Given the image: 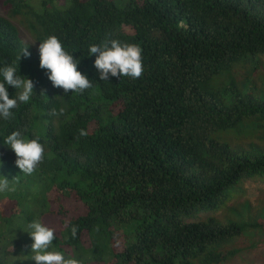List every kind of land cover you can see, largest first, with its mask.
<instances>
[{"label": "trees", "instance_id": "trees-1", "mask_svg": "<svg viewBox=\"0 0 264 264\" xmlns=\"http://www.w3.org/2000/svg\"><path fill=\"white\" fill-rule=\"evenodd\" d=\"M0 9V67L20 55L18 74L35 84L27 104L0 118V178L15 189L0 193L13 203L9 214L0 203V264H35L28 226L57 211L56 195L82 208L67 220L59 209L49 250L82 264H228L239 238L264 233V204L229 206L249 182L264 183V148L229 142L250 131L264 142V100L234 83L210 86L264 57V0H0ZM52 35L91 89L52 85L39 54ZM113 39L142 48L141 78L100 80L88 49ZM13 131L44 146L32 175L4 143Z\"/></svg>", "mask_w": 264, "mask_h": 264}, {"label": "clouds", "instance_id": "clouds-1", "mask_svg": "<svg viewBox=\"0 0 264 264\" xmlns=\"http://www.w3.org/2000/svg\"><path fill=\"white\" fill-rule=\"evenodd\" d=\"M25 57L31 55L27 46L22 49ZM40 67L48 72V79L56 88H62L65 93L82 94L93 87L84 74L77 70L80 61L74 59L67 52L64 45L55 35L49 36L39 44ZM88 54H96L94 66L99 71L100 80L108 81L110 77H130L132 79L141 78L144 74V64L142 59V48L136 44L124 43L113 39L102 45L93 44L88 49ZM5 63L0 67V118L10 120L13 117V109L19 103L27 104L34 93L35 84L31 79L18 74V61ZM17 89L16 96L9 98L7 87ZM65 109L59 111L53 109L52 116H61ZM88 133L81 129L80 135L86 136ZM4 143L14 151L17 159L16 166L24 175H32L45 159V149L40 143L39 137L26 140L20 131H13L4 139ZM2 163V162H0ZM10 181L0 178V193L14 191L10 187ZM33 243L31 245V260L35 264H82L75 258H66L60 251H50L56 239L55 230L45 226L40 220H34L28 226ZM78 227L72 226L70 229L72 238H76Z\"/></svg>", "mask_w": 264, "mask_h": 264}, {"label": "rangeland", "instance_id": "rangeland-1", "mask_svg": "<svg viewBox=\"0 0 264 264\" xmlns=\"http://www.w3.org/2000/svg\"><path fill=\"white\" fill-rule=\"evenodd\" d=\"M1 12V9H0ZM22 31L23 37L30 42L29 37L25 34L24 30ZM261 59V60H260ZM248 65L244 68L237 69L234 67L228 73H223L219 76H216L211 81V88L222 90L229 86L231 83H234L241 91L254 95L262 100H264V57L251 60ZM241 65V64H240ZM255 69V70H254ZM119 107L115 106V111H118ZM251 134H254L253 131L249 133H242L240 138L234 136L230 139V143L232 146H240L245 147L251 142H256L254 144L260 148H264V142L259 140L254 141L252 140ZM245 189L247 193L245 195H241L239 197H235L232 202L230 203V208L238 207L239 203H243L245 201H250L252 205L253 211H259L261 209L262 204H264V183L254 181L249 182ZM60 195H56L55 197L50 198L51 206H54L55 202L56 205L60 207L55 211V208H51L53 213H49L41 219V222L52 229H57L61 224L64 222L63 220L59 221L60 211L61 209L64 212V219L67 220L72 216L77 215L80 213V208L82 205L75 201L72 202L68 198L62 199L59 197ZM5 202V209H3L4 214H9L11 212V207L13 205L12 202H7L5 199H0V203ZM59 215V216H58ZM226 216V212L222 211L218 214H214L213 217L219 220H223ZM4 232L7 233L6 228ZM263 234L261 236L256 237V239H249L246 237H241L235 242V247L242 250V253L238 254L234 259L228 262V264H264V238ZM85 240V238H83ZM252 245H256L257 248H252ZM23 258L17 259V263H21ZM13 260H16L13 258ZM95 264V263H91Z\"/></svg>", "mask_w": 264, "mask_h": 264}]
</instances>
